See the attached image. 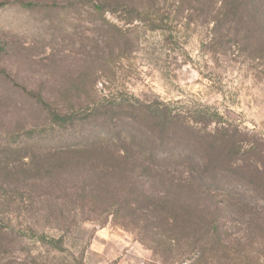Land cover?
I'll return each instance as SVG.
<instances>
[{"label":"rangeland","instance_id":"obj_1","mask_svg":"<svg viewBox=\"0 0 264 264\" xmlns=\"http://www.w3.org/2000/svg\"><path fill=\"white\" fill-rule=\"evenodd\" d=\"M22 1L0 0V64L17 82L56 94L84 78L73 95L88 98L85 107L136 100L177 112L197 128L220 126L235 135L236 158L246 154L251 166L222 173L230 203L220 211L217 237H206L197 251L183 233L149 229L101 204L72 203L36 187L51 159L43 154L90 128L100 132L101 120L52 134L3 99L1 77L0 123L7 129L0 130V162L8 171L0 208L9 213L0 222V264H264V175L253 168L264 164V36L219 25L221 0H125L116 11L103 7L102 16L86 0ZM258 7L264 0H247L248 15ZM111 116L119 131L129 123L119 111ZM33 152L38 158H23Z\"/></svg>","mask_w":264,"mask_h":264},{"label":"trees","instance_id":"obj_2","mask_svg":"<svg viewBox=\"0 0 264 264\" xmlns=\"http://www.w3.org/2000/svg\"><path fill=\"white\" fill-rule=\"evenodd\" d=\"M56 1L77 2L46 0L45 3ZM86 1L100 16L103 7L116 11V6L125 4V0ZM22 3H25L24 8L29 7L26 2ZM217 11L218 18L223 19L217 20L222 27L229 25L227 29H236L238 33L240 29L244 31L253 27L254 32L264 36V7L255 8L258 12L248 15L247 0H221ZM4 51L6 46L2 44L0 59ZM1 77L8 87L3 90V99L18 110L25 111V114L30 111L29 121L49 125L52 134L83 128L101 120L100 132L90 128L87 134L77 136L74 143H65L43 154V158L51 159L46 163L45 181L39 179L44 183L36 187L60 191L64 199L72 203L101 204L107 210L124 213V219L141 221L149 229L154 226L162 233L169 231L178 236L183 233L192 239V248L197 251L203 250V243L208 239L206 237H217L220 211L226 203H230L226 200L229 192L225 190L224 194L219 178L226 167L231 171L233 167L240 171L251 166V159L246 158V154L236 158L238 149L235 135L227 134L220 126L212 131L207 130L208 125L197 128L177 112L136 100L114 105L112 99H102V105L85 107L82 103L89 99L79 100L73 95L84 86V78L62 92L45 94L43 86L29 90V86L17 82L18 75L11 77L2 64ZM114 111L128 115L129 123L120 131L108 122ZM3 129L7 128L0 123V130ZM114 135H121L120 144L111 141ZM39 144L38 138H31V145L38 147ZM148 154L153 157H145ZM36 155L33 152L30 156L25 154L23 158H38ZM1 165L0 162V189L5 184L2 179L7 178L8 171V166ZM257 165L252 167L258 174L264 175V164L262 166L258 162ZM22 166L29 167V161ZM94 192L99 195L94 196ZM207 205L209 214L204 212ZM15 209L21 210L19 207ZM8 213L7 207L0 208V222L4 217L8 218ZM5 235L0 228V240Z\"/></svg>","mask_w":264,"mask_h":264}]
</instances>
